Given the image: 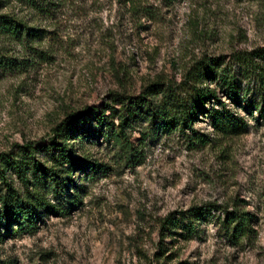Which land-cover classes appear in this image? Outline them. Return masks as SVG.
Returning <instances> with one entry per match:
<instances>
[{
  "label": "rangeland",
  "instance_id": "1",
  "mask_svg": "<svg viewBox=\"0 0 264 264\" xmlns=\"http://www.w3.org/2000/svg\"><path fill=\"white\" fill-rule=\"evenodd\" d=\"M51 1L44 17L22 0H0V14L43 29L32 49L6 46L14 61L0 67V157L27 164L44 163L51 128L72 112L135 96L155 79L176 89L202 58L264 46V0ZM235 111L244 126L229 133L199 113L182 129L138 120L126 132L137 150L128 161L100 139L69 140L73 157L104 169L74 171L84 184L75 206L49 191L64 212L0 237V264H264V119ZM208 202L249 212L252 231L230 236L215 210L196 236L161 228L169 213Z\"/></svg>",
  "mask_w": 264,
  "mask_h": 264
},
{
  "label": "trees",
  "instance_id": "2",
  "mask_svg": "<svg viewBox=\"0 0 264 264\" xmlns=\"http://www.w3.org/2000/svg\"><path fill=\"white\" fill-rule=\"evenodd\" d=\"M22 3L36 15L44 17L52 12L50 6H54L51 0H22ZM42 33V28L29 26L23 18L0 14V67L9 68L14 61L6 46L13 42L24 49H32L31 44L39 42ZM234 64L237 69H234ZM182 79L176 89L155 79L145 84L135 96L115 93L110 102L86 106L82 111L68 114L51 128L52 138L44 146L46 158L43 164L34 160L27 164L15 156L2 155L0 230L3 232H0V237L34 231L45 215L62 214V204L51 203L46 198L49 191L64 197L63 203L67 207L77 205L84 184L75 181L74 171L80 170L91 176L104 169L103 164L73 157L69 140L100 139L125 153L128 161L136 156L137 150L126 132L141 119L158 128L182 129L189 128L195 113H199L222 133L243 128L244 121L236 108L247 112L255 110L264 119V46L251 51H235L226 60L224 56L202 58L186 71ZM242 82L246 83L245 86ZM250 82L254 84L253 91L248 88ZM27 151L31 157L35 153L31 146ZM11 174L17 184L11 179ZM212 210L224 215L230 236H247L252 231L249 212L235 204L229 210L216 202L192 205L169 213L162 219L161 228L167 232L172 230L184 239L196 236L198 226Z\"/></svg>",
  "mask_w": 264,
  "mask_h": 264
}]
</instances>
